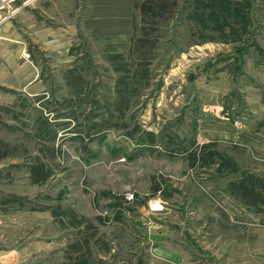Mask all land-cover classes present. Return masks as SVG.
Returning a JSON list of instances; mask_svg holds the SVG:
<instances>
[{"label": "rangeland", "instance_id": "374dc122", "mask_svg": "<svg viewBox=\"0 0 264 264\" xmlns=\"http://www.w3.org/2000/svg\"><path fill=\"white\" fill-rule=\"evenodd\" d=\"M26 1L0 0V264H264V0H179L148 38L140 0Z\"/></svg>", "mask_w": 264, "mask_h": 264}, {"label": "trees", "instance_id": "16d2710c", "mask_svg": "<svg viewBox=\"0 0 264 264\" xmlns=\"http://www.w3.org/2000/svg\"><path fill=\"white\" fill-rule=\"evenodd\" d=\"M179 0H140L135 4L136 10L141 17L140 28L144 38H148L153 30L160 24V21L169 18L177 8ZM169 15V16H168Z\"/></svg>", "mask_w": 264, "mask_h": 264}, {"label": "crops", "instance_id": "0c3cea01", "mask_svg": "<svg viewBox=\"0 0 264 264\" xmlns=\"http://www.w3.org/2000/svg\"><path fill=\"white\" fill-rule=\"evenodd\" d=\"M32 1H35V0H27L26 3H30V2H32ZM45 1H46V0H45ZM47 1H48V0H47ZM79 1H81V0H79ZM85 1H86V0H83V5H85ZM77 7H78V5H77Z\"/></svg>", "mask_w": 264, "mask_h": 264}]
</instances>
